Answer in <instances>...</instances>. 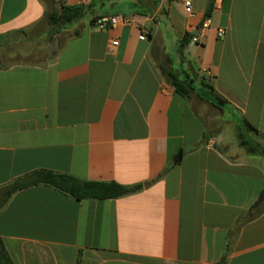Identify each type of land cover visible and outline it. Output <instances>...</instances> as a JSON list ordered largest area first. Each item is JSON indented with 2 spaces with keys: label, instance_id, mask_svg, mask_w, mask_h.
I'll use <instances>...</instances> for the list:
<instances>
[{
  "label": "crops",
  "instance_id": "obj_1",
  "mask_svg": "<svg viewBox=\"0 0 264 264\" xmlns=\"http://www.w3.org/2000/svg\"><path fill=\"white\" fill-rule=\"evenodd\" d=\"M191 1L0 0L13 264H264V0ZM62 6L84 16L52 25ZM40 171L139 189L78 201Z\"/></svg>",
  "mask_w": 264,
  "mask_h": 264
},
{
  "label": "trees",
  "instance_id": "obj_2",
  "mask_svg": "<svg viewBox=\"0 0 264 264\" xmlns=\"http://www.w3.org/2000/svg\"><path fill=\"white\" fill-rule=\"evenodd\" d=\"M213 5L210 6V12ZM84 16V7H61L59 11L52 13L49 17L50 23L55 26L74 22ZM169 77L176 90L184 96L190 94V89L183 85L178 78L169 73ZM31 184H45L51 186L66 195L81 201L84 199H115L125 196L137 189L126 188L117 183L110 182H81L66 175H60L49 171H40L32 175ZM18 189V187L16 188ZM0 264H13L11 258L0 240Z\"/></svg>",
  "mask_w": 264,
  "mask_h": 264
},
{
  "label": "built area",
  "instance_id": "obj_3",
  "mask_svg": "<svg viewBox=\"0 0 264 264\" xmlns=\"http://www.w3.org/2000/svg\"><path fill=\"white\" fill-rule=\"evenodd\" d=\"M70 1L72 0H59V4L60 5H64V6H68L70 4ZM77 3L81 4V5H89L91 3V0H76ZM179 2H181L184 7H185V11L187 14L191 15L193 14V4H192V1L191 0H177ZM210 19H206L202 25V28H201V32L203 33L206 29L209 28L210 26ZM132 23V20L128 17H125V16H116V17H112V18H109V19H102V20H99L97 21V25L100 27V28H108V27H114V26H117V25H123V26H129L131 25ZM225 34V31L222 30V29H219L218 30V37H223ZM146 39V33L142 34L140 36V40H145ZM199 41V38L198 37H194L193 38V42L194 43H197ZM114 44H117V43H114Z\"/></svg>",
  "mask_w": 264,
  "mask_h": 264
}]
</instances>
